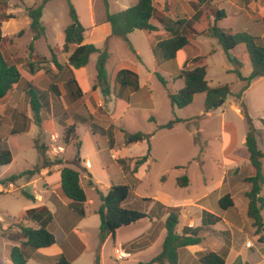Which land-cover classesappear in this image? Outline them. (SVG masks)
<instances>
[{"label":"crops","instance_id":"1","mask_svg":"<svg viewBox=\"0 0 264 264\" xmlns=\"http://www.w3.org/2000/svg\"><path fill=\"white\" fill-rule=\"evenodd\" d=\"M21 1L20 7L11 8L7 12L12 13L15 18L1 22L0 24L2 36L11 39V42L4 44L6 47H4L3 43L1 45V50L5 58L9 57L10 60L13 61L12 64H17L16 61L20 58L21 53L26 54L28 57L33 56L50 59L52 50L60 64L66 63L68 55L64 53L58 55L57 52H61L62 50L64 29L68 25L63 29L62 34L58 33L55 35L56 38L54 42L49 39L47 29L43 23L42 25L45 28V35L43 37L37 40H33V37H30L19 43L17 39L13 38L19 30L23 28L29 29L30 19L26 13V7H36L41 4L42 0ZM166 1L168 0H164V3H166ZM136 2L137 0L125 1L126 6L124 8L131 7L135 5ZM86 10L89 24L83 25L86 29L84 43L96 45L99 49H101L103 45L104 47L106 46L111 58L112 42L115 38L110 36V28L109 25L105 23V15L100 22H93L91 9L87 8ZM194 16L195 11L189 18ZM152 24L158 27L157 32L149 33L142 31L146 34V36H144L147 41V48L150 50H153L155 47L158 37L164 38L167 35L156 21H152ZM11 25L15 27L9 29ZM99 25L107 26L105 27L106 35L102 46L92 41L88 42L87 37V35L90 36ZM256 37L264 40V37ZM123 43L128 47L125 41H123ZM30 44L33 45V53L29 51ZM129 44L134 52H132L129 47L128 50L138 57L139 51L134 48L131 42H129ZM152 56L155 63L154 55L152 54ZM186 57L187 55L184 51H179L177 53L176 59L180 62L178 69L182 68ZM110 58H108L107 63ZM246 60H248L247 54ZM245 64H247V61ZM84 68L74 69L73 76L83 94L82 98L79 100L83 99V105L86 107L88 113L93 116L92 110L94 108L88 100L89 96H93L98 105L103 103V98L99 90L94 91L92 89L95 78L92 83H88L80 77ZM123 69L130 70L137 75L139 74V66L135 61H121L112 72H107L116 95L111 97L109 103L116 106L118 103L122 102L123 115H125L132 106L138 107L146 105L149 109L153 104L149 96H146V103H143V105L139 102L132 101L136 93L141 91L140 89L138 92H133L130 88H121L115 84L117 72ZM250 72H248V74H243L241 71L240 73L243 77H247ZM26 75L28 77L22 75L20 81L13 85L8 96L0 103V121L3 120L2 118L6 117L8 124L4 132L0 130V139L6 142L12 161L14 160L13 148L17 143V141H15V135L23 131L27 132L28 129H30L27 118L30 108L29 104L24 103V91L28 88V85L38 87L35 81L38 78L45 77L42 70H39L31 76L28 74ZM261 78L264 79V77H259L252 80L251 83L258 82L262 80ZM46 83L48 85L47 88H41L40 91L48 89L50 85L49 79ZM182 86L183 82L178 90H180ZM58 92V98L63 96L69 103H76L79 101L71 102L66 96L65 89L63 88L62 91L60 86H58ZM58 98L56 99L58 100ZM125 98L127 99V103L122 101ZM55 105L56 104H52L47 113L52 112ZM59 106L61 109H65L64 106ZM52 115L54 116V113H52ZM202 116H204V114H202ZM108 117L110 120L109 127L110 125H114L112 122L115 121L114 112L108 114ZM175 117L183 120V122L179 123L180 125L187 127L189 130L192 129L190 126L192 118H182L176 115L174 118ZM40 118L41 126L38 128L40 133H49L50 129L55 126V120L50 117H44V114L41 115ZM151 118L153 117H150L148 121L154 124V127L145 133L149 138L143 142L127 144L126 138L118 140L117 136L122 131L115 125L113 129L114 142L111 147L108 146L106 137L97 134L104 137L106 140V153L103 156L100 155L98 150L95 153L96 157L94 161L99 169L98 173L94 170V164L90 157L88 155L84 156V154L78 150L77 159L76 161L74 160L73 167L69 165V163L72 162L71 160L60 158L59 160L62 161L61 165L41 168L39 173L32 176L29 180L21 178L17 180L15 184L7 183L5 186L0 184V196H9V194H12L16 190L28 188L29 191L24 192L31 197H26V202L16 210H11L9 207L0 208V264H12L10 260V251L14 246H18L17 243L10 242L3 238L1 232L7 228H15L16 224L36 227V225L31 222L21 220V214L27 210L37 208H46L50 211L52 220L47 225L46 229L55 236L56 243L50 247L36 250L33 257L28 260L26 264H54L60 256H64L71 264H94L96 256L98 257L99 264H109V261L106 259L105 250L107 247L110 248V255L114 260L113 248L115 246H120L129 254L128 258L125 259L127 264H145L160 254L163 241L166 237V230L164 228L166 215L160 216L155 209V202L166 207L179 208V222L176 226V233L178 235H181L185 227L192 229L200 228L202 230L199 233L200 241L198 244L178 249L177 264H200L197 254L202 251H212L223 256L225 264H264V227H262L260 233L257 234L255 232L252 222L247 216L248 201L244 196L249 190L250 185L245 183L243 179L253 174V168L249 164V155L245 148L246 134L238 139L236 135L232 133L235 131L232 125L229 124V126H227V123L223 124V133L213 138L214 140L218 139L220 142V152L214 156L209 155L207 148L211 138L200 136L202 137V139H200L202 149L199 151L197 149L198 153L190 156L186 166H184L185 164L172 166L173 169L177 170V173L171 176L164 174L165 172L161 174L158 178V190L153 198H151L143 194L142 191L139 192L145 182L146 173L150 171L154 161L153 140L155 138V133L161 131L156 130L157 125L155 120L151 121ZM255 126L258 132L264 131V126H262L261 122L259 124L256 123ZM175 128L176 126L168 131H172ZM201 130L198 129L196 134L201 135ZM194 134L193 130L189 132L193 145L199 148V145H196L198 141L194 140ZM91 135L96 136V134L92 132ZM76 140L77 144L81 147L82 143L78 136ZM256 142L259 148L257 139ZM134 148H140L137 154L132 153L131 150H134ZM147 151H149L148 159L144 163L138 165L133 173L135 162L143 157ZM63 154H65V151ZM27 165L29 166L28 170L35 166L30 164ZM62 166L71 167L80 173V185L87 197V201L84 204L85 215L83 217H79L69 208V200L61 191L60 169ZM190 167H192L194 171L189 172ZM211 171L212 173H218V175L210 174ZM183 176L187 177L188 184L185 187H180L177 181ZM5 178H0V180ZM194 178L197 179V187H195V183H193ZM112 185H126L130 188L128 197L123 203L125 208L138 210L146 214L155 213L157 215L152 218H143L129 226L121 227L115 231L113 236L107 237L105 241L101 243L99 241L100 224L97 227L96 224H88L85 219L91 215L99 218L98 210L102 206L100 196L105 195ZM179 191L183 192V196L177 197ZM226 195H229L233 205L221 209L218 201ZM260 197L264 198V185H262ZM2 214L15 218H13L11 222L5 224L2 219ZM261 217L264 219V208L261 210ZM90 234H93L96 239V244L93 245V247H90L88 244ZM114 262L117 264L121 261L114 260Z\"/></svg>","mask_w":264,"mask_h":264},{"label":"trees","instance_id":"2","mask_svg":"<svg viewBox=\"0 0 264 264\" xmlns=\"http://www.w3.org/2000/svg\"><path fill=\"white\" fill-rule=\"evenodd\" d=\"M10 0H0V24L15 18L12 13H7ZM51 0H42L41 4L36 7H26L27 16L30 19L29 29L33 32V40H37L45 35V28L42 25V9L45 4ZM104 1L106 7L105 23L109 25L110 36L121 38L125 41L129 49L134 52L133 48L127 40V35L135 30L146 31L149 33L157 32L158 27L152 24L156 21L159 27L166 32V37L157 38V43L153 48L155 66L174 62L179 51H184L187 55L182 68L177 69V79H181L183 86L174 94H169V100L173 107L183 109L193 103L196 95L203 94V109L205 112L215 110L219 103H225L229 96L234 95L240 100L242 93L249 87L252 80L264 77V42L256 36H252L246 32L230 33L218 27V22L225 18L224 10L213 9V19L205 30L196 24L203 6L213 3V0H191V6L195 11L192 18H171L166 15L165 11H159L154 0H137L136 4L117 13H110L107 10V1ZM69 18L71 23L64 29V42L62 45V53L67 54V62L60 64L56 55L51 50L50 59L41 58V61H27L23 66L19 64H10L2 53L1 45L4 41L9 40L3 37L0 29V103L8 96L13 85L17 84L24 73L29 76L34 75L39 70H43L48 76L50 85L47 90L40 91L30 85L24 91L31 111L32 121L40 128V114L48 112L50 106L54 104L59 96L58 83L59 78L64 80V89L67 98L71 102H75L82 98V91L73 76V70L81 69L87 66L89 58L93 54H97L95 65L96 76L92 89L99 90L105 102L110 101L112 96H116L114 89L109 80L106 63L109 58L108 49L96 48L93 44L84 43L85 31L72 3L68 0ZM264 20V19H262ZM20 31L18 34H20ZM206 36L214 38L221 46L227 60L232 65H239V61L229 56V53L238 46H242L247 54L248 61L251 65V72L247 77H243L240 71L235 68L231 70L237 77L238 82L244 83L239 93L233 94L228 85H219L210 87L205 79L206 64L205 57L199 56L197 48L192 41L197 36ZM29 51H33V45H29ZM43 64V66H41ZM49 64L50 67L44 65ZM159 82L165 86V80L155 73ZM115 84L121 88H130L133 92L139 90L138 75L130 70H120L115 76ZM81 111L85 113L82 123H90L91 132L100 134L107 139L109 147L113 145V129L114 125H110L107 129H95L94 123L91 122L90 115L83 105ZM240 113L243 114L248 122V132L245 138V148L249 155V164L253 168L254 173L243 179L245 183L250 185L249 190L245 193L248 201L247 216L252 222L255 232L258 234L264 227V219L261 217V210L264 208V198L260 197L262 185H264V173H262V160L264 153L258 147L255 138L254 126L249 118L246 109L241 103ZM154 121L153 118L150 119ZM183 122L179 118H173L165 124L157 125L156 130H171L177 124ZM77 126L75 124L66 126L62 133L61 142L70 145L76 138ZM148 135L142 132L126 134V143L135 144L146 141ZM41 163L35 165L32 169L23 171L19 174L11 175L0 180L1 185L7 183L15 184L17 180L23 178L29 180L35 174H38L41 168H49L53 165H61L62 161H50L46 158L47 147L38 146L34 143ZM149 151L135 162L136 167L144 163L148 159ZM12 157L5 141L0 139V167L11 164ZM178 186L185 187L188 184L187 177H180L177 181ZM60 185L63 195L69 200V208L73 210L79 217L85 215L84 204L87 201L86 194L80 185V173L75 169L62 166L60 169ZM129 187L126 185H112L109 187L105 195H101L102 206L98 210L100 218L99 241L102 243L109 236L114 235L115 231L121 227L129 226L143 218H152L157 215L155 213H143L138 210L125 208L124 201L129 194ZM26 197L31 198L25 194ZM149 201V200H147ZM219 207L225 209L231 207L232 201L229 195L222 197L218 201ZM155 209L160 216L166 215L164 228L166 237L162 244L160 254L145 264H177V251L189 245L198 244L200 228L192 229L185 227L181 235L176 233V226L179 222L180 210L177 207H166L158 202L154 204ZM21 220L28 221L36 225L23 226L16 224L15 228H7L1 232V236L10 242L17 243L10 251V260L12 264H26L33 257L36 250L47 248L56 243L55 236L50 233L46 227L52 220L50 211L46 208L30 209L21 214ZM200 264H225L224 257L212 251H202L197 254ZM54 264H71L64 256H60ZM94 264H99L98 257H95Z\"/></svg>","mask_w":264,"mask_h":264},{"label":"rangeland","instance_id":"3","mask_svg":"<svg viewBox=\"0 0 264 264\" xmlns=\"http://www.w3.org/2000/svg\"><path fill=\"white\" fill-rule=\"evenodd\" d=\"M67 1L68 0H51L45 4L42 9L41 22L47 29L49 39L53 42L56 38L55 35L58 33L62 34L63 29L71 23ZM106 1L108 12L117 13L125 10V1L128 2L129 0ZM21 2V0H10L7 12L11 8L20 7ZM70 2L74 6L82 25L89 24L87 8H90L92 11L93 22H100L104 18L106 7L103 0H73ZM154 3L159 11H165L166 15L173 19L189 18L194 13L191 6V0H168L166 3H164V0H155ZM213 9H221L225 12V18L218 22L219 28L230 33L246 32L252 36L264 37V20H262V18H264V0H213L210 7L203 6L200 12V17H198L196 21V24L201 30H205L212 21ZM12 27L15 26L11 25L9 26V29ZM105 27L107 26L99 25L96 27L90 36L87 35L88 42L92 41L97 45L102 46L106 35ZM20 31L22 32L18 34ZM19 32L13 36V38L17 39L18 43L22 42L24 39L33 37V32L28 28H23L19 30ZM144 35L146 36L145 32L138 30L127 35V40L129 39V42H131L134 48L139 51L138 57L128 50V47L123 43L121 38L114 37L115 39L112 42L111 51L112 57L110 58L109 56L110 60L106 65V71L112 72L121 61H135L139 66L138 83L141 91H136L139 92L136 93V96L132 101L139 102L143 105V103H146V96H149L153 103L152 106L149 109L146 105L138 107L132 106L130 110L123 115L122 102L113 106V104L109 103L111 101L110 99L108 102L103 100V103L98 105L96 104L94 97L89 96L88 100L94 108L92 110L93 116L91 122L94 123L97 131H100L99 129L101 128L107 129L110 124L108 114L114 112L115 121L112 122L122 131L117 136V139L123 140L126 138V134L135 132H142L145 134L148 130H151L154 127V124L148 121L150 117L154 118L156 125L165 124L173 119L175 115L182 118H192L190 126L192 128L191 130L195 133L194 140L198 141L196 145H199V148L192 143V139L189 136L191 130L180 124H177L176 128L172 131L161 130L156 132L153 140L154 161L151 165L150 171L146 173L145 182L139 192L142 191L146 196L153 198L158 190L159 176L164 172V174H168L169 176L177 173V170L173 169L172 166L184 164V166H186L190 156L198 153L197 149L198 151L202 149L200 142L202 137L200 136L211 138L207 148L209 155L214 156L220 152V142L218 139L214 140L213 138H216L223 133V124L227 123V126L231 124L232 128L235 130L232 133L235 134L238 139L247 134L249 126L245 116L240 114L241 103H243L254 129L256 130L255 138L259 144L258 149L264 152V131L258 132L255 126L256 123L259 124L260 122L262 126H264V121H261L264 120V79L261 78L262 80L251 83L249 88L242 93L240 100L236 99L234 95L229 96L225 103H221L217 109L210 110L208 113H205L203 110L202 94L195 96L191 105L183 109H177L171 105L168 95L176 93L181 86L182 80L176 78V70L178 69L180 62L178 59H175L174 62H166L156 67L152 56L153 50L147 48V41ZM8 42H11V39L4 41L3 45ZM262 42H264V40H262ZM192 44L197 48L199 56L205 57V79L208 82V85L210 87L228 85L233 94L239 93L244 83L238 82L236 75L232 73L231 70L235 68L240 72L242 71L243 74H248V72L251 71V65L249 61L246 60V52L244 48L238 46L229 53L230 57L236 58L240 63L239 65H232L228 62L221 46L214 38L200 35L192 41ZM94 46L96 47V45ZM4 47L6 46L4 45ZM102 48H104V45L101 49ZM60 53H62V51L57 52L58 55H60ZM6 59L10 64L13 63L9 57H6ZM27 61H41V57H28L26 54L21 53L20 58L17 59L16 63L23 66ZM96 61L97 54L91 55L87 66L80 75V77L88 83H92L96 76ZM246 61L247 64H245ZM41 66H43V64H41ZM44 66L50 67L49 64ZM155 73L159 74L165 80V86L159 82ZM23 75H25V77L27 76L26 73ZM48 79L47 75L38 78L35 81L38 87H31L37 90H41V88L46 89L48 86L46 81ZM59 80L58 86H60L63 91L64 80L62 77H60ZM53 101L54 104H56L54 110L49 113L43 112L41 115L44 114V117L53 118L56 122L54 128L50 129L49 133H40L38 127L32 121L31 111H29L27 118L30 129H28L27 132L23 131L15 135V141H17V143L13 148L14 160L11 164L0 167V178L19 174L28 170L29 166L27 164L36 165L38 159V164H40L41 158L34 147L35 141L38 146L43 145L47 147V152L50 150L51 146L50 136L56 134L61 140L64 128L72 124L77 126L76 133L82 143L81 147L77 144V136L75 138L76 141L74 140L70 145H65L60 141L58 144L63 146L65 154L52 157L46 153V158L50 161L67 158V160L72 161L69 165L73 167L74 162L77 159V152L80 150L84 156L88 155L90 157L94 164V170L97 173L99 172L94 161L96 157L95 153L97 150L101 156L106 153V140L104 137L97 135L98 133L96 136L91 135L90 121L88 123H82L81 120L86 119L85 113L81 111V107L84 103L83 99L76 103H69L67 99L62 96L58 98V100L53 99ZM122 101L127 103L126 98ZM24 103L28 104L26 97ZM59 105L64 106L65 109H61ZM52 113H54V116ZM202 114H204V116H202ZM2 119L3 120L0 121V130H3L4 132L6 127H8V124L6 117ZM198 129H202L200 133L201 135L196 134ZM139 150L140 148H134V150L131 151L132 153L137 154ZM262 162H264V160H262ZM192 171L194 170L190 167L189 172ZM262 173H264V163H262ZM210 174L218 175V173H212V171ZM193 183H195L194 185L197 187L196 178L193 179ZM24 191L28 192L29 189H20L9 194V196H0V208L9 207L11 210L19 208V206L26 202V192ZM181 195L183 196V192L179 191L177 197H180ZM13 218L15 217H8V215L2 214V219L5 224L11 222ZM85 221L88 224H96L97 227L100 224L99 218L92 215L86 218ZM88 244L90 247H93V245L96 244V239L93 234H90ZM110 253V248L107 247L105 250L106 259L109 261V264H116ZM117 264H127V262L124 260Z\"/></svg>","mask_w":264,"mask_h":264},{"label":"built area","instance_id":"4","mask_svg":"<svg viewBox=\"0 0 264 264\" xmlns=\"http://www.w3.org/2000/svg\"><path fill=\"white\" fill-rule=\"evenodd\" d=\"M50 142H51V146H50V150H48L46 153L49 154L52 157H57L60 154L64 153V148L63 146L59 145L58 143L60 142V139L58 138V136L55 134L50 136ZM129 256V254L122 249L120 246H115L113 248V257L115 261H122L127 259Z\"/></svg>","mask_w":264,"mask_h":264},{"label":"water","instance_id":"5","mask_svg":"<svg viewBox=\"0 0 264 264\" xmlns=\"http://www.w3.org/2000/svg\"><path fill=\"white\" fill-rule=\"evenodd\" d=\"M222 102L219 103V105L221 104ZM113 236V235H112Z\"/></svg>","mask_w":264,"mask_h":264}]
</instances>
